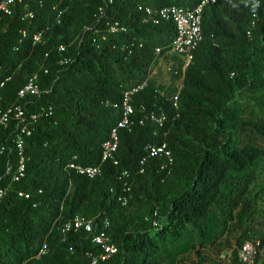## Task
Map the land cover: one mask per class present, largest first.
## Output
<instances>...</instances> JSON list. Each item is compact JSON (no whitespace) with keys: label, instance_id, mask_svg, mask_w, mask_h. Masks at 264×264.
<instances>
[{"label":"trees","instance_id":"1","mask_svg":"<svg viewBox=\"0 0 264 264\" xmlns=\"http://www.w3.org/2000/svg\"><path fill=\"white\" fill-rule=\"evenodd\" d=\"M198 4L32 0L0 15V83L11 77L0 88V111L52 110L37 123L26 120L23 177L22 123L0 125V264H89L88 254L101 252L94 236L107 224L118 253L101 264H244L239 250L251 240L260 241L255 264H264V0L204 7L203 38L184 69L169 54L175 24L146 23L144 10ZM114 24L126 31L109 33ZM37 33L40 44L32 41ZM36 74L41 95L20 99ZM144 83L133 97L144 124L120 132L118 165L107 162L95 178L69 170L72 162L100 163L121 118L115 106ZM144 108L163 112V127ZM164 143L171 165L164 158L142 164L149 145ZM77 217L93 220V231L64 234Z\"/></svg>","mask_w":264,"mask_h":264},{"label":"built area","instance_id":"2","mask_svg":"<svg viewBox=\"0 0 264 264\" xmlns=\"http://www.w3.org/2000/svg\"><path fill=\"white\" fill-rule=\"evenodd\" d=\"M32 0H0V15H12L13 10L16 9L20 5H25L27 8L29 3ZM71 0H68L70 2ZM219 0H199V4L194 9H182L178 7H166L158 10H153L151 8H145V13L147 15L146 23H154L159 24L162 21H172L176 26V38L172 44V48L169 52L171 55L180 56L184 62V69H186L193 60V54L195 50L198 48L199 44L202 41V13L204 7L210 4H215ZM66 6L64 9L60 11V15H62L67 10ZM142 10V9H140ZM28 15L24 16L25 18ZM124 28H119L118 24L111 25L109 27V33H118L125 32ZM23 38H28L27 34H23ZM32 41L35 44H40L43 41V34L37 33L32 36ZM60 51H64V48H61ZM161 53L160 49L156 50V55ZM166 70L168 72L171 71V67L163 63ZM154 73L156 76V73ZM157 77V76H156ZM39 76L34 75L28 83L19 91V98L25 99L27 97H38L41 95L40 86L38 84ZM158 79V77H157ZM11 80V77H6L1 83L0 88H4L5 85ZM147 83L129 90L125 92L123 100L120 105L115 106L120 109L121 118L113 127L109 139L102 146V155L101 161L96 166H84L82 164H77L76 162H72L69 164L68 169L74 171L77 175L86 176L88 178H95L102 174L103 165L107 162H113L115 166L118 165L117 161V151L120 144V132L122 130H132L135 124L139 122L140 125L144 124V120H136L135 119V108L133 106V97L141 90L145 88ZM177 101V97L175 98ZM143 112H148L145 108ZM148 117L155 122L160 127H163L166 121V115L162 112L157 114L154 111L148 112ZM52 110L46 111V109L42 108L37 114L27 115L26 110L19 105L10 107L4 111H0V125L3 127H7L11 119H15L22 123L21 132L16 137V144L19 151L20 160V168H19V177L24 176L25 171V157L23 155L24 151V136H30L31 131L28 129L26 125V120L29 118L30 121L37 123V121L43 116H51ZM147 158H145L142 164H145L147 159L150 158H164L167 160V164L171 165L173 163L172 152L169 150L167 144L161 145H149L146 148ZM76 159V158H74ZM167 164H164L161 167V170H165L167 168ZM123 178H129V174L124 172L122 173ZM18 178V177H17ZM125 192L126 196L122 198V202L126 205L131 199V187L128 183H125ZM5 190L0 189V199L4 196ZM93 220H86L82 218H75L73 221L67 223L63 227V233L67 234L72 231H81L91 233L94 229ZM107 227L101 230L94 236L93 242L97 246L101 248V252L98 255H94L93 253H89L88 257L90 258L89 264H101L107 263L118 253V247L115 243H113L111 237L107 233ZM46 247H44L41 254H45ZM260 252V241L251 240L247 241L243 244V246L239 250V258L244 264H255L256 258Z\"/></svg>","mask_w":264,"mask_h":264},{"label":"rangeland","instance_id":"3","mask_svg":"<svg viewBox=\"0 0 264 264\" xmlns=\"http://www.w3.org/2000/svg\"><path fill=\"white\" fill-rule=\"evenodd\" d=\"M166 68H164L163 70H165ZM162 72V71H161ZM160 70H158V72L156 73V76H158L159 78H161L163 76L164 73H161ZM189 264V263H187ZM196 264V262H195Z\"/></svg>","mask_w":264,"mask_h":264}]
</instances>
